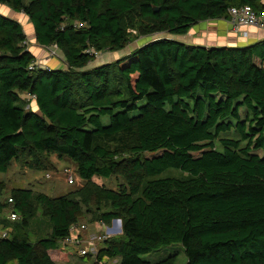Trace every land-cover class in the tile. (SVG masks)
Returning <instances> with one entry per match:
<instances>
[{
	"label": "trees",
	"instance_id": "obj_1",
	"mask_svg": "<svg viewBox=\"0 0 264 264\" xmlns=\"http://www.w3.org/2000/svg\"><path fill=\"white\" fill-rule=\"evenodd\" d=\"M0 4L23 14L35 43L54 45L63 63L40 66L21 24L0 13V172L19 159L46 169L42 156L54 154L83 180L58 196L16 187L0 199V211L9 198L18 214L0 221L10 226L0 264L66 261L58 241L82 208L90 221H120L92 264H176L173 254L140 257L170 243L182 246L183 264H264V37L208 47L173 38L232 6L264 11L261 0ZM156 33L165 34L93 62ZM94 176L123 182L112 189ZM37 209L46 230L31 242Z\"/></svg>",
	"mask_w": 264,
	"mask_h": 264
},
{
	"label": "rangeland",
	"instance_id": "obj_2",
	"mask_svg": "<svg viewBox=\"0 0 264 264\" xmlns=\"http://www.w3.org/2000/svg\"><path fill=\"white\" fill-rule=\"evenodd\" d=\"M0 13L9 15L14 17L20 24L23 29L24 35H25V44L27 48L30 51H33L34 53H40L38 54V57H36L37 63L40 66H49V67H62L63 63L61 61V57L59 55V52L54 46H48V47H37L38 45L35 43L33 36H32V28L29 24L27 18L23 14H15L11 12V10L3 5L0 4ZM165 33H156L153 35H149L146 37H134L129 43H127L122 50H116V51H102L97 52L94 54V61L98 60H107L110 61L117 56H120L121 54L125 53L126 50H128L130 47L139 45L144 41H147L154 36L157 35H164ZM42 49V50H41ZM50 51H54V54H50ZM44 55V57H42ZM20 98L23 106L25 108L27 107V104L29 101H27V98L24 93H20ZM42 160L46 163L47 168L46 169H30L27 168L23 164V160H14L10 163L9 167L5 172H0V186H1V197L0 199H5L8 194L9 190L11 188L16 187H28L32 190L41 191L48 196H58L61 194H64L74 188H77L79 185L82 184V179H80L74 170V164L66 157H57L54 154H47L42 156ZM73 171L72 173V179L73 182L68 184L65 179L67 172L66 171ZM169 173L176 174L177 171L171 170ZM45 174H48L49 177L46 178ZM92 180L100 185H103L108 188L116 189L120 183H122V179L117 176H110V177H99L94 176L92 177ZM90 209H93V205H90ZM9 212V207H6L4 210L0 211V221L3 218H7ZM39 209H37L36 216L34 220L32 221V224L30 225V229L27 232L28 240L31 242L35 241V239L38 236H43L45 234V226L44 224L39 221L40 215H39ZM114 220V219H112ZM110 220L108 223H104L105 226L110 227L111 222ZM77 222L79 223H85L87 225V230L84 233V237L87 238L89 235L92 234H98L101 232V229L97 227L95 224V221H90V215L89 213L82 208L79 212V217ZM98 222V221H97ZM117 225L113 229V231L107 232L110 237H115L120 235V231L116 232ZM101 244L98 243L97 247H99ZM64 252L69 253L67 257V263H61L62 260H56L55 264H92V257L93 254H89V257H80L77 255L75 248L71 245L65 246ZM168 254H173L175 257V263L176 264H183L186 260L183 248L179 243H170L167 245L160 246L157 250L151 251L145 254L140 255L141 258L148 260V261H156ZM108 260L107 263L115 264V261Z\"/></svg>",
	"mask_w": 264,
	"mask_h": 264
},
{
	"label": "built area",
	"instance_id": "obj_3",
	"mask_svg": "<svg viewBox=\"0 0 264 264\" xmlns=\"http://www.w3.org/2000/svg\"><path fill=\"white\" fill-rule=\"evenodd\" d=\"M229 24L230 31L236 34H244L246 33L245 28L247 27H255L259 29H264V11L256 12L249 5H241V6H232L226 10V15L224 17ZM54 46V45H52ZM55 47V46H54ZM50 54H54V51H50ZM28 98H33V95H28ZM74 171V170H73ZM73 171H66V179L65 181L70 184L73 182L72 173ZM45 177L48 178L49 175L45 174ZM7 202L9 203V212L7 216L8 221H13L18 218V214L14 212L11 208L12 201L7 198ZM97 227L101 229V232L98 234L89 235L87 238L84 237V233L87 230V225L85 223L75 222L69 225L68 233L64 238H61L58 241L59 248L64 250L65 246L71 245L75 248L77 255L80 257L91 253L93 259L96 256L98 250V243H101L106 238L110 237L107 232L113 231L115 226L119 227V222L115 219L112 220L111 226L107 227L101 221H95ZM10 231V226L0 228V237L8 236V232ZM116 231V230H114ZM117 232V231H116ZM113 261V260H112ZM111 261V262H112ZM100 264H111L107 263V261L99 260Z\"/></svg>",
	"mask_w": 264,
	"mask_h": 264
},
{
	"label": "crops",
	"instance_id": "obj_4",
	"mask_svg": "<svg viewBox=\"0 0 264 264\" xmlns=\"http://www.w3.org/2000/svg\"><path fill=\"white\" fill-rule=\"evenodd\" d=\"M261 2L264 4V0H261ZM245 31V35L233 33L230 31V27L226 19L221 17L198 21L192 24L185 33L173 36V38L185 44L208 47L221 45H243L264 37V29L247 27L245 28ZM31 52L35 58L38 57V54H40L37 53L36 55L33 51ZM42 57H44V55H42ZM1 225L2 224L0 222V227ZM61 263H67V261H62Z\"/></svg>",
	"mask_w": 264,
	"mask_h": 264
},
{
	"label": "water",
	"instance_id": "obj_5",
	"mask_svg": "<svg viewBox=\"0 0 264 264\" xmlns=\"http://www.w3.org/2000/svg\"><path fill=\"white\" fill-rule=\"evenodd\" d=\"M116 221L119 222V225H120V221L118 219H115ZM116 231L119 232L120 231V226L116 228Z\"/></svg>",
	"mask_w": 264,
	"mask_h": 264
}]
</instances>
